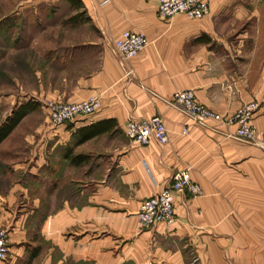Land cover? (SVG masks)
Returning a JSON list of instances; mask_svg holds the SVG:
<instances>
[{
  "label": "crops",
  "instance_id": "0c3cea01",
  "mask_svg": "<svg viewBox=\"0 0 264 264\" xmlns=\"http://www.w3.org/2000/svg\"><path fill=\"white\" fill-rule=\"evenodd\" d=\"M81 2L93 31L79 34L76 56L68 58L83 64L37 100L96 94L102 104L24 134L23 164L33 180L42 171L43 187L17 182L1 196L12 210L0 208V225L9 230V255L0 264H264V0H210L203 18L161 17L158 0ZM125 29L148 38L130 58L114 45ZM91 55L98 60L92 69ZM179 89L223 115L255 102L257 140L233 136L235 124L194 123L172 100ZM153 114L164 119L167 143L134 142L127 119ZM80 154L87 157L71 162ZM182 168L203 194L176 193L174 222L140 226V202ZM38 209L45 216L32 239ZM32 246L39 252L28 260Z\"/></svg>",
  "mask_w": 264,
  "mask_h": 264
},
{
  "label": "rangeland",
  "instance_id": "374dc122",
  "mask_svg": "<svg viewBox=\"0 0 264 264\" xmlns=\"http://www.w3.org/2000/svg\"><path fill=\"white\" fill-rule=\"evenodd\" d=\"M262 4L259 16L264 15ZM80 11L59 0H0V123L20 103L37 101L38 105L0 144V198L17 182L26 187L28 181L31 189L41 191V182L31 183L23 164L28 150L24 134L39 125L52 124L46 103L54 99L38 97H46L51 84L66 70L83 64L75 58L72 45L81 32L93 31V26ZM73 55V59L68 58ZM89 60L92 69L98 60L92 55ZM1 207L12 210L7 203H0Z\"/></svg>",
  "mask_w": 264,
  "mask_h": 264
},
{
  "label": "built area",
  "instance_id": "2783aa9c",
  "mask_svg": "<svg viewBox=\"0 0 264 264\" xmlns=\"http://www.w3.org/2000/svg\"><path fill=\"white\" fill-rule=\"evenodd\" d=\"M210 9V0H158L157 11L161 17H170L177 12L185 13L189 18H203ZM116 51L124 58L135 56L148 45V38L144 32L125 29L114 41ZM172 100L181 107L192 121L205 123L209 119L221 121L226 124H235L233 136L249 142L257 140V129L252 124L255 102L239 106L231 114H220L212 108L196 99L191 89H179ZM100 96L93 94L87 98L72 101L49 100L46 105L49 108V119L53 124H64L79 115L93 113L101 106ZM184 132L188 129L184 128ZM126 134L136 143L148 144L152 139L160 144L169 140V130L164 119L158 114L150 117L129 118L124 125ZM188 192L193 197L203 194V187L192 180L188 168H182L174 172L168 186L158 190L154 195L143 199L137 212L140 226L150 227L162 222L167 225L174 222V198L178 192ZM9 230L0 227V259H6L9 255Z\"/></svg>",
  "mask_w": 264,
  "mask_h": 264
},
{
  "label": "trees",
  "instance_id": "16d2710c",
  "mask_svg": "<svg viewBox=\"0 0 264 264\" xmlns=\"http://www.w3.org/2000/svg\"><path fill=\"white\" fill-rule=\"evenodd\" d=\"M71 6L73 8H79L81 9L80 13L82 15H86V10L83 7V2H81V0H67ZM77 14H75L76 16ZM74 16V17H75ZM86 20H90V18L88 16H85ZM37 101H26L24 103H20V105H18L16 108H14L10 114L6 115V117L2 120V122L0 123V144L4 141L7 140V138H9L11 136V134L16 130L17 126L21 123L23 117H25L29 112L35 110V108H37ZM86 136V135H85ZM88 137V135H87ZM71 150V148L69 149ZM87 156L84 154H80V155H75L71 157V162H78L80 159L86 158ZM42 171H40L37 175V179L33 180V178L30 177L29 174L28 178L31 179V183L33 182V184H37V182H41V190L43 187V178L41 175ZM53 183L56 185L57 181H53ZM26 185H30L29 182L27 181ZM43 209V208H42ZM45 216V212L40 211V209H38V211H35L34 215H33V223L36 225L37 224V229H34L31 233V238L32 239H37L39 238V223L41 222V220L43 219V217ZM30 243H28L29 245ZM28 260H30L32 257H34L35 255H37V253L39 252V246H32L30 248H28Z\"/></svg>",
  "mask_w": 264,
  "mask_h": 264
}]
</instances>
